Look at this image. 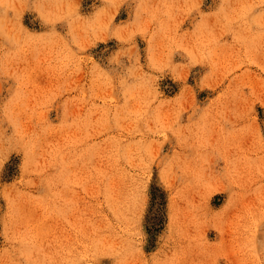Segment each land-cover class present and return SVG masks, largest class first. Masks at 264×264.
Here are the masks:
<instances>
[{
    "label": "rangeland",
    "instance_id": "1",
    "mask_svg": "<svg viewBox=\"0 0 264 264\" xmlns=\"http://www.w3.org/2000/svg\"><path fill=\"white\" fill-rule=\"evenodd\" d=\"M0 264H264V0H0Z\"/></svg>",
    "mask_w": 264,
    "mask_h": 264
}]
</instances>
